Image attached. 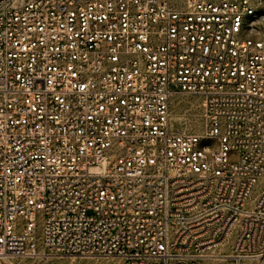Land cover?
Wrapping results in <instances>:
<instances>
[{
  "label": "built area",
  "instance_id": "obj_1",
  "mask_svg": "<svg viewBox=\"0 0 264 264\" xmlns=\"http://www.w3.org/2000/svg\"><path fill=\"white\" fill-rule=\"evenodd\" d=\"M263 177L264 0H0V264H264Z\"/></svg>",
  "mask_w": 264,
  "mask_h": 264
},
{
  "label": "rangeland",
  "instance_id": "obj_2",
  "mask_svg": "<svg viewBox=\"0 0 264 264\" xmlns=\"http://www.w3.org/2000/svg\"><path fill=\"white\" fill-rule=\"evenodd\" d=\"M172 123L175 129L181 132H194L204 135L207 131L206 119L204 116L203 100L197 96L176 97L171 106ZM264 187V177L255 187L254 194L260 192ZM250 205V203H249ZM238 227L229 236L226 244L221 249L229 251L235 239ZM228 244V245H227ZM7 261V262H6ZM3 264H124L122 259L113 256H87L73 257L57 255L41 244L36 253L29 256H20L10 259H3ZM252 261H245L244 264H252Z\"/></svg>",
  "mask_w": 264,
  "mask_h": 264
},
{
  "label": "bare ground",
  "instance_id": "obj_3",
  "mask_svg": "<svg viewBox=\"0 0 264 264\" xmlns=\"http://www.w3.org/2000/svg\"><path fill=\"white\" fill-rule=\"evenodd\" d=\"M227 245H228V244H227ZM4 259H10V258H7V257H6V258H4ZM6 262H7V261H6Z\"/></svg>",
  "mask_w": 264,
  "mask_h": 264
}]
</instances>
